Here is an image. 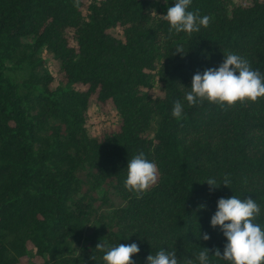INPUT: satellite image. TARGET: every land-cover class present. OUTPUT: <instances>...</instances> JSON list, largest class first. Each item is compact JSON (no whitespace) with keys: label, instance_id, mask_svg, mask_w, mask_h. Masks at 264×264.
<instances>
[{"label":"trees","instance_id":"16d2710c","mask_svg":"<svg viewBox=\"0 0 264 264\" xmlns=\"http://www.w3.org/2000/svg\"><path fill=\"white\" fill-rule=\"evenodd\" d=\"M74 3L0 0V264H106L98 243L138 244L135 264L161 249L198 264L204 248L228 264L213 256L227 242L210 223L219 198L254 199L264 230V97L221 108L185 95L224 52L264 73V0H192L211 21L190 36L162 17L175 0ZM92 96L116 110L114 129L89 132ZM140 152L159 178L137 199L124 180Z\"/></svg>","mask_w":264,"mask_h":264},{"label":"clouds","instance_id":"9594fccd","mask_svg":"<svg viewBox=\"0 0 264 264\" xmlns=\"http://www.w3.org/2000/svg\"><path fill=\"white\" fill-rule=\"evenodd\" d=\"M191 3L192 0H175L174 6L168 7L167 14L162 17L170 25V34L183 32L190 36L199 32L201 27H209L211 17H201L198 10L188 11ZM74 6H79V0H75ZM176 54H184L183 46L176 48ZM261 97H264V73L253 70L250 61L245 57L224 52L223 62L218 67L207 68L202 73L197 71L193 75L185 100L190 107L207 101L224 108L232 107L237 102L255 103ZM172 116L177 120L183 118L184 104L181 101L174 103ZM158 178L157 164L140 152L128 161L124 187L137 199H142L144 194L157 185ZM206 183L210 186V191L220 187L214 178L208 179ZM230 183L225 175L223 186L229 187ZM260 214V206L250 197L243 200L235 195L219 198L217 210L210 223L214 229L219 226L227 242L223 252L217 247L213 256L227 261L228 264H264V230L255 222ZM197 238L204 241L211 239L206 232L202 237L200 233ZM96 249L104 252L103 260L106 264H135L132 257L140 252L136 243H120L113 247L98 243ZM210 251L204 248L196 253L195 260L198 264H210ZM147 264H180V260L176 251L161 249L155 255L147 256ZM185 264H194V261L187 259Z\"/></svg>","mask_w":264,"mask_h":264},{"label":"rangeland","instance_id":"374dc122","mask_svg":"<svg viewBox=\"0 0 264 264\" xmlns=\"http://www.w3.org/2000/svg\"><path fill=\"white\" fill-rule=\"evenodd\" d=\"M44 54L46 55L47 53L44 51ZM55 70L54 68V71ZM147 89L154 95L161 94V90L154 83H151ZM117 122L118 115L112 105L108 104L106 107L100 106L97 104L96 97L92 96L89 103L87 121L89 132L101 134L105 130L114 129Z\"/></svg>","mask_w":264,"mask_h":264}]
</instances>
